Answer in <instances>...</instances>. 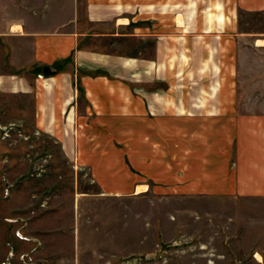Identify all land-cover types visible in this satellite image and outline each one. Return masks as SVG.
Returning <instances> with one entry per match:
<instances>
[{
    "label": "crops",
    "instance_id": "obj_1",
    "mask_svg": "<svg viewBox=\"0 0 264 264\" xmlns=\"http://www.w3.org/2000/svg\"><path fill=\"white\" fill-rule=\"evenodd\" d=\"M212 3L215 11L199 14L198 0H73L57 29L0 32V94L31 95L24 123L56 140L76 181L83 174L98 190L74 191L82 255L57 257L61 217V228L41 216L22 233L16 211L0 221L3 260L4 242H21L36 264L148 256L176 242L186 221L208 223L190 205L162 216L161 200L264 198V62H242L239 43L254 38V54L264 45L235 24L241 12L263 13L264 0ZM95 198L111 205L102 225ZM129 201L146 203L137 242L113 235Z\"/></svg>",
    "mask_w": 264,
    "mask_h": 264
},
{
    "label": "rangeland",
    "instance_id": "obj_2",
    "mask_svg": "<svg viewBox=\"0 0 264 264\" xmlns=\"http://www.w3.org/2000/svg\"><path fill=\"white\" fill-rule=\"evenodd\" d=\"M215 1L198 0V13L203 14L207 8L215 11L212 3ZM72 2L0 0V32L17 24L37 32L57 29L62 20L72 14ZM235 21L241 31L257 34L260 40L257 44L264 45V12H241ZM253 42L254 38L240 40V60L263 63L264 53L254 54L248 49L253 48ZM2 53L0 42V69ZM33 109L31 95L8 98L0 94V221H11L15 219L12 215L16 211L20 212L19 226L24 233L25 224L35 222L38 225L36 221H40L41 216L48 218L50 229L61 228V219H55L61 217L66 231L57 257L61 255L63 258L62 254L66 252L67 257L73 259L84 252L82 243H79L84 242L83 228L73 213L76 202L74 191L93 192L96 189L88 186L83 174L76 181L71 162L62 153L56 140L37 133L31 125L24 123L23 119L25 116L30 118ZM95 199L91 201V206L97 208L96 223L102 225L100 216L103 207L111 205L99 198ZM144 204L145 201L123 204L120 212L125 214L126 221L123 226H114L113 235L123 236L125 242H137L135 217L145 209ZM160 205L162 216L175 213L174 207L190 205L192 209L205 210L208 213H203L201 217L207 219L208 223L201 221L198 225H188L190 222H183L186 225L183 228L186 229L180 232L176 242L160 246L151 255H132L110 264H264V198L229 200L225 203L213 199L176 203L173 199L161 200ZM8 230L11 232L10 227ZM4 244L10 252L6 260H3V253L0 254V264H36L31 252L21 242ZM21 252L26 253L19 262L14 254Z\"/></svg>",
    "mask_w": 264,
    "mask_h": 264
},
{
    "label": "bare ground",
    "instance_id": "obj_3",
    "mask_svg": "<svg viewBox=\"0 0 264 264\" xmlns=\"http://www.w3.org/2000/svg\"><path fill=\"white\" fill-rule=\"evenodd\" d=\"M13 29H14V31H20L21 30L20 27H14Z\"/></svg>",
    "mask_w": 264,
    "mask_h": 264
}]
</instances>
